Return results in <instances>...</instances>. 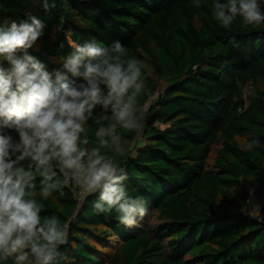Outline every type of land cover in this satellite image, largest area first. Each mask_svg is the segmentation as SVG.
<instances>
[{
	"label": "trees",
	"instance_id": "16d2710c",
	"mask_svg": "<svg viewBox=\"0 0 264 264\" xmlns=\"http://www.w3.org/2000/svg\"><path fill=\"white\" fill-rule=\"evenodd\" d=\"M215 2L0 0V26L30 15L44 24L28 52L49 72L75 45L114 41L145 65L143 129L116 134L126 148L117 157L124 186L145 201L147 214L126 226L115 209H94L98 192L78 202L74 181L62 175L44 199L37 176L42 219L55 215L68 225L51 264H264V22L238 16L224 28ZM258 4L264 12V0ZM104 115L112 113L97 106L85 125L88 148L110 122L97 123ZM252 200L258 218L247 213Z\"/></svg>",
	"mask_w": 264,
	"mask_h": 264
},
{
	"label": "clouds",
	"instance_id": "9594fccd",
	"mask_svg": "<svg viewBox=\"0 0 264 264\" xmlns=\"http://www.w3.org/2000/svg\"><path fill=\"white\" fill-rule=\"evenodd\" d=\"M196 7H200L196 0ZM214 18L228 28L239 16L245 24L264 22L258 0H219ZM35 16L9 27L0 26V259L14 264H51L67 243L68 225L55 215L42 219L43 205L34 194L37 176L44 199L62 186L63 176L85 194L99 193L98 213H118V220L134 226L147 214L145 201L132 198L124 186L126 172L117 157L126 155L123 137L143 129L147 109L138 102L145 90L144 63L126 58V49L75 45L60 69L46 70L29 54L43 33ZM100 106L97 146L88 148L85 125ZM11 132L17 134L18 139ZM28 161L27 166L22 162Z\"/></svg>",
	"mask_w": 264,
	"mask_h": 264
},
{
	"label": "rangeland",
	"instance_id": "374dc122",
	"mask_svg": "<svg viewBox=\"0 0 264 264\" xmlns=\"http://www.w3.org/2000/svg\"><path fill=\"white\" fill-rule=\"evenodd\" d=\"M75 185L78 188L77 195L79 196V192H80L79 190H82V188L77 183H75ZM252 203H254L256 206L255 208H252V210L247 211V213L255 218H258L259 217V207L257 206V202L255 200H252Z\"/></svg>",
	"mask_w": 264,
	"mask_h": 264
},
{
	"label": "built area",
	"instance_id": "2783aa9c",
	"mask_svg": "<svg viewBox=\"0 0 264 264\" xmlns=\"http://www.w3.org/2000/svg\"><path fill=\"white\" fill-rule=\"evenodd\" d=\"M67 180L69 181L71 179H67ZM79 191L80 192H79V196L77 195V200H78V202H81L85 198V196L87 194L84 193L83 189L82 190H79ZM255 206L256 205L254 203H251L250 206L248 207L247 211L252 210V208H255Z\"/></svg>",
	"mask_w": 264,
	"mask_h": 264
}]
</instances>
